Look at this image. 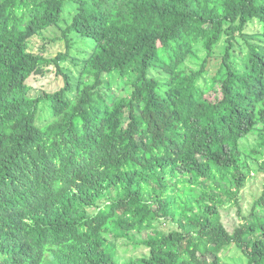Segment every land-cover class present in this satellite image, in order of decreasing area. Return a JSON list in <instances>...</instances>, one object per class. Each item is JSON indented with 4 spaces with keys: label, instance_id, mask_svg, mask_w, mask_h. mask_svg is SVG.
Returning <instances> with one entry per match:
<instances>
[{
    "label": "trees",
    "instance_id": "trees-1",
    "mask_svg": "<svg viewBox=\"0 0 264 264\" xmlns=\"http://www.w3.org/2000/svg\"><path fill=\"white\" fill-rule=\"evenodd\" d=\"M66 12V52L54 59L31 52L30 40ZM255 25L260 32L249 34ZM74 37L92 44L75 62L76 84L60 66ZM198 45L206 52L201 68L186 71ZM51 63L65 86L31 98L28 80ZM260 130L264 1L0 0V264H120L121 240L147 250L122 264H224L233 246L247 264H264V189L251 219L233 231L218 206L188 218L193 230L163 234L155 225L175 216L169 195L179 176L215 181L216 205L233 203L240 214L249 177L241 141ZM91 208L98 212L89 215ZM136 232L148 238L135 241Z\"/></svg>",
    "mask_w": 264,
    "mask_h": 264
},
{
    "label": "rangeland",
    "instance_id": "rangeland-1",
    "mask_svg": "<svg viewBox=\"0 0 264 264\" xmlns=\"http://www.w3.org/2000/svg\"><path fill=\"white\" fill-rule=\"evenodd\" d=\"M264 1V0H260ZM68 8H72V5L68 4ZM72 16L69 12H66L65 18L58 26L51 27L50 29L42 32L40 35L33 37L30 40V51L36 54L42 53L47 59H54L59 53L66 52V41L63 39V31L71 23ZM249 34L260 32V27L258 25L253 26L248 29ZM240 39V38H239ZM76 41V46L72 50V57L68 60H64L60 63L62 69L69 73L73 79V83L80 78V67L76 66L75 62L81 61L80 58L84 56V53L88 52L92 44L90 41L85 39H80L79 37H74ZM227 48L226 41L216 49L215 57L211 61V66L208 73L204 76L202 82L203 86L210 84L211 78L219 66V61L223 57L225 50ZM246 51L245 45L241 48V53ZM206 57V52L201 45L196 47V54L191 57L185 64L184 69L186 71H198L201 68L202 62ZM241 55H237L236 61L240 62ZM58 67L55 63L51 65H46L44 67V74H37L32 76L28 80V85L31 88L30 97L37 98L44 96L46 93H55L65 86L64 77L58 74ZM83 80L87 79L88 83L92 80L87 78V75L82 76ZM118 77H114L109 81L110 87H116L119 85ZM119 97L127 96V91L120 90L118 93ZM264 143V131L260 130L257 133L251 135L247 139L241 141L243 148L242 153V163L244 172L248 174V180L245 187L239 192V209L241 208V213H238V207L233 205V203H223L216 205L215 195H218L216 190L215 181L204 182L202 185L200 183H194L190 181L187 176H179L175 181H177V192H172L169 195V201L172 202V208L175 211L174 218L169 219H159L155 222L156 228L159 232L167 234L172 230H190L192 229V224L188 221L193 215H199L206 218L208 214L204 212L205 206H210L211 208H218L222 222L226 227L233 231L234 228L245 223L246 220H250L252 209L255 201L262 195L264 189V147L260 144ZM257 150L256 155L252 152ZM226 188H232L229 185ZM235 190V187L232 188ZM193 191V193H189ZM115 192L113 191L111 196L105 197L98 201V208L107 205L115 197ZM184 204H187L190 208L188 211H184ZM98 208L87 209L89 215H95L98 212ZM186 213V214H185ZM185 214V215H184ZM193 230V229H192ZM148 233H132L131 236L135 241L146 240ZM110 244L116 242L115 233L107 236ZM119 256V263L122 264L133 258L141 257L147 254V250L144 247L135 248L133 245H126L123 240L117 245ZM224 264H247L248 260L244 256L242 250L236 246L227 248L223 255Z\"/></svg>",
    "mask_w": 264,
    "mask_h": 264
}]
</instances>
